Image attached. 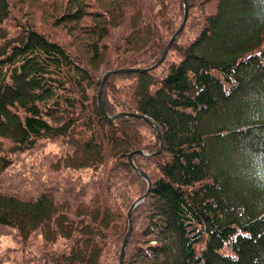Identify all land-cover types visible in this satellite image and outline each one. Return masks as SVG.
Wrapping results in <instances>:
<instances>
[{
  "label": "trees",
  "instance_id": "16d2710c",
  "mask_svg": "<svg viewBox=\"0 0 264 264\" xmlns=\"http://www.w3.org/2000/svg\"><path fill=\"white\" fill-rule=\"evenodd\" d=\"M186 2L99 90L183 0H0L19 264H119L141 172L123 264H264V0Z\"/></svg>",
  "mask_w": 264,
  "mask_h": 264
},
{
  "label": "water",
  "instance_id": "95a60500",
  "mask_svg": "<svg viewBox=\"0 0 264 264\" xmlns=\"http://www.w3.org/2000/svg\"><path fill=\"white\" fill-rule=\"evenodd\" d=\"M184 2V15H183V20L180 24V26L177 28V30L174 32V34L171 36V38L169 39L168 43L166 44L159 60L154 64L152 65L151 67L149 68H121V69H115V70H109L107 72H105L102 76V80H101V83H100V87H99V90L102 88L103 86V83L105 81V79L109 76V75H112V74H117V73H122V72H142V71H145L147 69H153V68H156L157 66H159L161 64V62L164 60L166 54H167V51L168 49L170 48L173 40L175 39V37L178 35V33L184 28L185 26V23H186V20H187V17H188V5H187V2L186 0H183ZM98 106L100 108V110L104 113V110L102 108V105L100 103V97L98 95ZM123 116H133V117H137V118H140L146 122H148L150 125H152V121L151 119H149L148 117L144 116V115H137V114H131V113H125V112H122V113H118V114H115L114 116L110 117L109 119H116V118H119V117H123ZM153 126V125H152ZM153 128L155 129V127L153 126ZM129 159H130V155L128 156ZM141 176L147 181L148 183V188L145 192V194H143L141 197H139L130 207L129 211H128V230L125 234V237H124V240L122 242V246H121V250H120V255H119V264H123L122 261H123V256H124V251H125V248H126V245H127V239H128V236L130 235V232H131V219H130V212L132 210V208L134 206H136L139 202H141L148 194L149 192V185H150V180L149 178L146 176V174L144 173H140Z\"/></svg>",
  "mask_w": 264,
  "mask_h": 264
},
{
  "label": "rangeland",
  "instance_id": "374dc122",
  "mask_svg": "<svg viewBox=\"0 0 264 264\" xmlns=\"http://www.w3.org/2000/svg\"><path fill=\"white\" fill-rule=\"evenodd\" d=\"M19 240L13 233L0 232L1 264H19Z\"/></svg>",
  "mask_w": 264,
  "mask_h": 264
}]
</instances>
